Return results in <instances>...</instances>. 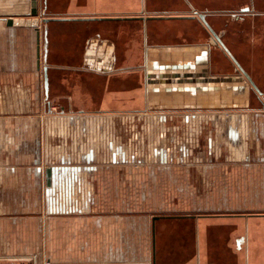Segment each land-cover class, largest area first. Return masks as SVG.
Instances as JSON below:
<instances>
[{"label":"crops","instance_id":"0c3cea01","mask_svg":"<svg viewBox=\"0 0 264 264\" xmlns=\"http://www.w3.org/2000/svg\"><path fill=\"white\" fill-rule=\"evenodd\" d=\"M249 6L244 22L225 21ZM30 11L0 0V114H16L0 116V264H264V99L167 98L148 84L151 62L202 52L196 72L247 84L211 47V27L264 95V0H37ZM51 108L65 115H32ZM65 123L94 136L75 148L83 164L64 163ZM152 128L154 149L116 142ZM55 155L61 166L33 163ZM56 168L82 188L73 200Z\"/></svg>","mask_w":264,"mask_h":264},{"label":"rangeland","instance_id":"374dc122","mask_svg":"<svg viewBox=\"0 0 264 264\" xmlns=\"http://www.w3.org/2000/svg\"><path fill=\"white\" fill-rule=\"evenodd\" d=\"M238 14L239 13L237 11L227 13L228 16H226L225 21L226 20L227 21H232V20L235 21L238 18L237 17ZM220 86H221L222 91H223V94H221V95H223L222 99H233V100H248V99H251L252 102H253V100L254 101L256 100V95L258 94L255 90H253L251 88L252 86L248 82H247V86L250 89V91L248 93L250 98L247 96L248 94H245V95H242V96H239L237 94L235 96V94H232L233 92H227L226 89L230 85H227V84L224 85L223 84V85H220ZM219 95L220 94L218 93V97H219ZM261 98L264 99L263 95H261ZM175 100H180V99L176 98ZM227 104L223 103V104L220 105V103H219V104H215V105L218 106V110H220V108L236 110L240 103L239 102H235V103L232 102V103H230L228 105ZM224 106H226V107H224ZM257 107H259V108L257 110L255 109V111L262 112V106H257ZM252 109H254V108H251V110ZM154 111H155V109H154V107H152L151 109H149L148 113L152 115L154 113ZM14 115H16V114H14V113L10 114V112L9 113L0 114V116H14ZM32 115L40 116V117H50V116H53V117L55 116L56 117V116H62V115H65V114L64 113L62 114L61 109L51 108L50 110H47V109L36 110V112L34 114H32ZM66 115H70V113H68ZM76 127L70 126L67 123L62 125V142H60V144H62L63 152L66 155L67 154L69 155V160H68V162L67 161L64 162L65 164H70V165L83 164L81 158H79V156L76 155L77 153L80 152V150H79V148L75 150V148H77V147L82 145V151H85V149H87V147L89 145H92V144L95 143V141L93 140L94 136L93 137L90 136V132H86L81 137L80 133H79L80 126L77 125ZM148 127L150 128V127H153V126L148 125ZM149 130H147V132L145 134L146 135L145 136V140H144L145 143L142 141V139H140L139 134H137L138 131L134 132L137 135H134V133L132 134V138H131L130 141L123 140L121 138V140H117L116 142L118 144H123L125 149L127 151H129V154H131V155L135 154V153H133L134 151L138 152V150H140V148H142L143 145H144L145 149H154V147L157 145V142L155 141L154 130H153V128H152V130H150V131ZM141 133H143V135H144L145 131H141ZM102 138L104 139L102 144H103V147L105 148V144H106V140L105 139H106V137L102 136L101 139ZM55 140L57 141L58 138L56 137ZM165 145H166V142L163 141L162 142L163 148L167 147ZM130 158H131V161H132V158H133V160H135L138 157L136 156V158H135L134 156H132ZM20 159H19V163H25V160H26L25 158L23 159L24 161L22 159L21 160ZM59 160H60L59 156H56V155L55 156H51V157H41V156H39V157H35L34 158V162L33 163L34 164H39V165H45V166H61L62 163ZM56 171H62V169L56 168L53 173L56 176L55 178H57L59 176H62L61 179H62L63 182H65V183H62V197H63V200L64 199L65 200H69L73 196V194L76 193V189L79 191V193L81 192L82 188L75 187V186L73 187V185H72L73 183H68V182H72L73 178L69 179L65 175L67 173H63L62 174V173L56 172ZM85 180L89 181L90 178L89 179L87 178ZM88 188H90L91 192H94V189H92L89 186H88ZM88 191H89V189H88ZM74 196H76V195H74ZM72 200H73V197H72ZM196 200L200 201L199 199H196ZM59 207H62V205L57 206V208H59ZM193 207L199 208V207H201V204L200 203H196L195 205H193ZM71 208L73 209V206H71ZM228 208H230V207L227 206V209ZM71 211H76V210L74 209V210H71Z\"/></svg>","mask_w":264,"mask_h":264},{"label":"water","instance_id":"95a60500","mask_svg":"<svg viewBox=\"0 0 264 264\" xmlns=\"http://www.w3.org/2000/svg\"><path fill=\"white\" fill-rule=\"evenodd\" d=\"M31 11L30 14L32 16H37V0H30ZM44 22H47L48 19H44ZM219 40V37H218ZM221 42V41H220ZM222 44V42H221ZM224 47V45L222 44ZM225 48V47H224ZM227 51L228 56L233 60L234 64L243 74L245 80L252 86V88L259 94L263 95L258 88L254 85L250 76L244 72V70L239 66V64L235 61V59L231 56V54ZM206 53L202 52L201 55L197 56L195 60L190 62H166V63H157L151 62L148 64L149 70H158V74H149V83L148 84H160L163 86L159 87H151V95H154L155 92H162L165 94L167 98H171L172 96H188L193 99H197L202 96H210L213 97L216 94H222V88L220 85L223 84H232L243 82V78L239 77H208V71L206 69H202L199 72H196L197 65H205L206 64ZM189 71V72H183ZM182 84H194V86L184 87ZM205 84V85H204ZM168 85V86H164ZM180 85V86H179ZM230 90V91H229ZM226 91L233 92L235 96L238 94L239 96L248 94L250 89L247 84L238 85V86H229ZM249 97V94L247 95ZM264 97V95H263ZM250 98V97H249ZM264 108V107H263Z\"/></svg>","mask_w":264,"mask_h":264},{"label":"flooded vegetation","instance_id":"af4514ba","mask_svg":"<svg viewBox=\"0 0 264 264\" xmlns=\"http://www.w3.org/2000/svg\"><path fill=\"white\" fill-rule=\"evenodd\" d=\"M240 1L243 2V0H238V2H240ZM244 2H246V0H244ZM245 5H247V3L244 4V6ZM250 11H251V7L250 6L248 8L241 7L240 10H239V12H238L239 13L238 16H237L238 18L235 21L236 22H244L245 19H246V16L248 15V13ZM207 30H208V32L210 34L211 47L221 50L224 54H226L228 56L227 51L222 46L223 41L221 40L222 37L219 35V33L218 32H215L213 30V28H211V27H208ZM218 37H219V40H218ZM220 41L222 42V44H221ZM236 68H237V66H236ZM237 70L240 71L238 68H237Z\"/></svg>","mask_w":264,"mask_h":264}]
</instances>
